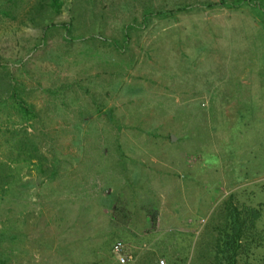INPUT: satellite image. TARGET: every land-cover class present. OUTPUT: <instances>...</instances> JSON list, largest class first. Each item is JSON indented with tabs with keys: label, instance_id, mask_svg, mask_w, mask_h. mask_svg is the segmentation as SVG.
Returning a JSON list of instances; mask_svg holds the SVG:
<instances>
[{
	"label": "rangeland",
	"instance_id": "1",
	"mask_svg": "<svg viewBox=\"0 0 264 264\" xmlns=\"http://www.w3.org/2000/svg\"><path fill=\"white\" fill-rule=\"evenodd\" d=\"M206 1L64 0L52 20L73 15L81 37L49 29L45 44V23L28 16L36 0L0 13L2 137L26 130L53 165L48 178L36 158L10 163L20 176L0 188V228L19 233L3 243L10 264H205L227 193L264 201V0L261 11ZM179 5L191 7L141 21L144 6Z\"/></svg>",
	"mask_w": 264,
	"mask_h": 264
},
{
	"label": "trees",
	"instance_id": "2",
	"mask_svg": "<svg viewBox=\"0 0 264 264\" xmlns=\"http://www.w3.org/2000/svg\"><path fill=\"white\" fill-rule=\"evenodd\" d=\"M21 3V0H0V13L3 17L15 18L16 11ZM206 7L226 6L228 8H238L240 5L250 6L258 11L262 10L261 2L255 0H209L206 2H198ZM193 4H191L192 6ZM186 5H179L175 8H154L152 6H144L142 10V23L146 24L147 20L152 16H168L174 15L177 10L188 9ZM64 0H36L33 4V12L28 16L32 20V24L44 22L42 25L41 44H45L48 39L49 29H63L62 38L65 40L75 39L81 35L73 34V15L71 20H52L55 15L62 12ZM32 11V10H31ZM264 11V10H263ZM264 25V17H263ZM133 24L126 23L123 28L122 42L123 45L129 37V28ZM112 42L116 48L121 47V43L116 38H112ZM4 65H2L3 67ZM9 78L10 74L7 70H0V79ZM263 82V80H262ZM2 82H0V87ZM5 88L8 91L11 106L14 107L20 120L28 121L33 118L36 113L33 105L27 102L19 90V83L13 79H7ZM264 83V82H263ZM264 90V86H262ZM5 103H3V106ZM4 132L0 129V148L2 156L0 157V188L6 190L7 187L19 182L20 176L18 171H15L10 165L11 161H32L36 158L35 164L40 169L41 173L50 178L53 174V165L48 167L44 162L45 157L38 150V146L33 142L32 138L27 134L26 130L19 131L17 128L9 129L8 136L3 138ZM4 147L7 152H4ZM4 152V153H3ZM46 165V166H45ZM238 191H247L246 198L241 200ZM252 189L243 187L241 190H231L223 199V204L219 215L221 221L216 225V234L213 239L212 258L205 264H264V201L260 198L255 200ZM114 214V211L112 212ZM117 215V212H115ZM127 215L124 214L126 218ZM19 233L15 230L12 223L0 228V264H10L12 253L10 250L3 247V243L7 240L18 238ZM187 250L185 251V256ZM109 262V261H108ZM96 264V262H92ZM147 264H150L148 262Z\"/></svg>",
	"mask_w": 264,
	"mask_h": 264
},
{
	"label": "built area",
	"instance_id": "3",
	"mask_svg": "<svg viewBox=\"0 0 264 264\" xmlns=\"http://www.w3.org/2000/svg\"><path fill=\"white\" fill-rule=\"evenodd\" d=\"M113 249L115 251V253L118 255V258L120 261H125L126 260V256L123 253V242L121 240H117L114 243ZM156 264H166L165 260L163 258H159L156 261Z\"/></svg>",
	"mask_w": 264,
	"mask_h": 264
}]
</instances>
